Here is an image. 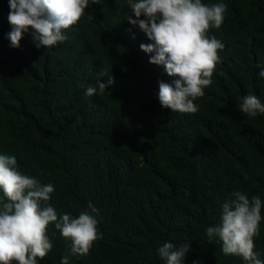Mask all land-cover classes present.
<instances>
[{
  "label": "trees",
  "instance_id": "16d2710c",
  "mask_svg": "<svg viewBox=\"0 0 264 264\" xmlns=\"http://www.w3.org/2000/svg\"><path fill=\"white\" fill-rule=\"evenodd\" d=\"M202 3L227 5L207 33L224 48L197 111L181 113L160 104L159 81L175 77L141 50L152 41L125 20L127 0H89L48 48L35 46L31 29L10 46L9 0H0V154L54 186L47 204L58 216L77 217L89 202L99 209L101 238L69 264H165L157 251L165 242L191 244L185 264H247L224 255L206 229L234 191L264 202V114L237 107L248 94L264 103V0ZM108 76L113 85L85 95ZM261 215L254 251L264 260V207ZM47 235L53 248L38 264H61L68 242L54 223Z\"/></svg>",
  "mask_w": 264,
  "mask_h": 264
},
{
  "label": "clouds",
  "instance_id": "9594fccd",
  "mask_svg": "<svg viewBox=\"0 0 264 264\" xmlns=\"http://www.w3.org/2000/svg\"><path fill=\"white\" fill-rule=\"evenodd\" d=\"M127 6L132 14L125 20L152 41L140 45L141 50L152 54L149 62L163 66L168 76L175 77L172 83L159 81L161 106L173 112L195 113L194 101L211 85L219 50L224 48L207 33L221 27L227 5H208L202 0H127ZM9 7L8 20L13 26L7 33L10 46L19 47L24 33L31 29L35 46L48 48L66 39L63 30L81 19L89 0H9ZM99 75L107 76L103 71ZM258 75L264 77V68ZM114 83L113 76H108L107 84L98 79L97 87H87L85 95L93 96L97 91L102 94ZM237 107L249 117L264 114V103L253 94L244 96ZM54 190L52 184L44 185L22 174L15 156L0 154V264H38L37 258L42 260L53 248L47 235L50 223L68 242L61 264H69L73 256L88 254L93 242L101 238L96 218L99 209L89 202L77 217L68 213L58 216L47 204ZM262 207L259 195L249 198L243 191H234L232 198L221 205L219 222L206 229L209 242L220 243L226 256L242 257L247 264H264L254 251ZM190 250L188 242L179 246L165 242L157 251L165 264H185Z\"/></svg>",
  "mask_w": 264,
  "mask_h": 264
}]
</instances>
